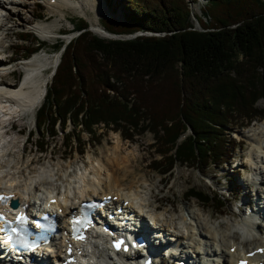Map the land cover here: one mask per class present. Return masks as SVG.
Masks as SVG:
<instances>
[{
    "label": "trees",
    "instance_id": "1",
    "mask_svg": "<svg viewBox=\"0 0 264 264\" xmlns=\"http://www.w3.org/2000/svg\"><path fill=\"white\" fill-rule=\"evenodd\" d=\"M200 1L205 21L191 19L186 0H123V22L104 20L103 29L149 35L111 41L82 31L68 42L26 140L42 152L47 138L57 135L54 126L64 131L69 123L63 147L82 155L81 132L96 143L95 128L102 125L128 142L150 133L154 152L162 154L149 164L150 172L165 174L174 163L198 171L226 163L235 140L222 130L232 119L242 128L264 117V107L254 106L264 101V0ZM84 26L80 19L73 24ZM16 37L27 47L20 56L39 45L32 47L34 38L26 31ZM184 196L208 205L206 193L190 188ZM216 201L219 213L223 205Z\"/></svg>",
    "mask_w": 264,
    "mask_h": 264
},
{
    "label": "rangeland",
    "instance_id": "2",
    "mask_svg": "<svg viewBox=\"0 0 264 264\" xmlns=\"http://www.w3.org/2000/svg\"><path fill=\"white\" fill-rule=\"evenodd\" d=\"M2 1L4 2V7L0 11V27L2 26L0 28V58L3 61H1V64L9 63H6V59L10 56V51L11 56L14 58V60H18V62L14 64V66L10 65L8 68L9 70L15 69L14 72L0 75V81L14 84H17L22 76V73L17 70V65L21 62L19 54L27 48L25 44L21 43L15 38L17 33L24 30L30 36H33L34 41L31 42L32 47L37 46V43H34L35 41L39 42V45L36 47L38 50H40L38 52H48V58H50V62H52V58H58L57 53H55V55L51 52V46L53 42L60 40L65 43V38L69 36L65 35L63 38L55 39L56 31L60 30L61 33L69 34L68 32H70V29H72L69 23H76L77 19L82 18L85 19L88 22L89 27H91L90 21L94 18L93 12L86 10L83 12V9L76 5V3L73 4L74 6L69 5L66 9H63L59 4L56 3H52L53 7H50L48 3L50 0ZM70 1L72 3L74 2V0ZM186 2H188V6L191 10V19H193V16L195 15L201 20L205 21L200 15L203 2L200 0H186ZM97 3V8L100 9L98 15L99 24L102 25V21L104 20L123 22L121 12L123 11L121 10L123 0H97ZM62 13L65 16L64 18L61 16ZM38 15H41L40 19H37ZM192 21L194 25L196 21ZM37 23H44L45 26L49 28V35H46V37L43 39H40L37 32L32 29V26ZM82 31H80L78 34H80ZM87 31L101 40L127 41L134 37V35L131 34V36L119 34L120 38L111 39L97 36V34L91 33L88 29ZM135 33H137L135 37L149 35V33ZM76 36L77 34H73V36L70 35L69 37L75 38ZM48 74L49 71L43 73L42 75L46 76ZM49 79L51 80V78ZM50 80H48V84L50 83ZM254 106L258 109L263 108L264 101L259 100L254 104ZM35 112L36 109L34 110V113ZM33 117L34 114L27 115L25 118L21 117L19 120L15 119L16 121H13V124L10 128L5 122V119L0 121L1 129L3 127V130L6 129L8 132L7 135L3 136L4 138L2 137L1 140H3L4 147L10 150L9 155L14 162L12 165L17 167L18 176H15L19 177L17 179L18 182L22 181L21 177H23V174L29 176V173H32L33 171L37 172L42 167L50 166L53 167V171H56L59 169V166L66 167L69 163H71V166L68 169V174H71V172L74 170L75 172H78L79 170L77 169H80V171L87 169L88 171V168L91 167V161L96 162V160L103 158L104 154L109 155L111 152L113 153L114 148H116L118 145L119 148L117 149V152L120 155V166H123L127 156V158H129L131 161L130 167L134 168L135 170V172L131 174V176H129L125 181L120 182L121 186L125 188L128 187L130 180H134L135 182L140 180L138 181L139 183L136 184L137 186L135 184L132 185V189L135 188L140 193L139 195H141V199H146L151 207L153 205L158 208L160 210L159 213L163 215L161 216L162 219L172 220L173 222L175 221L174 223L177 225V231H179V234L185 233V229L189 227V229L193 232H196L195 230L200 228L194 223L198 216L195 215L197 211L192 208V203L197 201L193 199H188L187 201L184 200V194L187 189L192 188V190L206 193L208 195L209 201L207 203V207L202 205L206 214L204 217H198V221L208 227H212V229L219 228V232L222 233L225 231L226 234L229 233V231L226 230L228 228L226 224H229L230 226L233 222V225H235L234 221L241 219V210L236 208L238 204L246 200L249 204L248 201H251L250 199L253 197L254 190L256 189L258 190L257 195L262 196L263 198V194L261 192H263L262 189H264V186L250 185L251 187H247V179L248 176L252 177V169L256 167L255 162L258 167H262L263 165L260 163V159L252 161V159H256L257 156H254V150L252 153L251 150L256 144L253 142L256 141L255 132L258 128H262L264 120L250 122L247 127L241 129V122H239L237 119H232L233 122L231 121V124L222 130L223 136L228 133L231 138L236 140V143L234 144L235 149L232 152V160L228 165H220L218 167L209 165L205 169L198 171L189 167L179 166L178 163H176L177 165L173 170H170V173L166 177L163 176L160 178L157 173L150 172L149 170V164L152 161L157 160V155L162 154L154 152V138H152L151 134L148 132H145L138 137L135 136L131 142H128L122 140L120 133L110 131L104 128L102 125H99L95 128L96 135H98L99 138L96 143L89 141V136L81 132L80 140L83 144L82 155L76 153L75 150L68 153V150L63 147L61 140L62 136L60 135H57L53 138L48 137L47 143L49 147L40 153H36L33 140L31 139V142L29 140H25L27 133L30 132L33 127ZM10 129L11 132H9ZM68 129L69 128L66 130ZM77 129L80 131L79 128L75 127L74 132H76ZM17 131H20L21 133H17ZM0 132L2 134L1 130ZM183 134L187 136L189 131L186 130ZM181 135L179 136L180 138L175 141V144H180L179 142L181 141ZM12 141L14 142V145L11 146L9 143ZM88 142H90V145L87 144ZM79 149L81 150V147H79ZM172 154V150H169V152L164 156L167 157L168 155L171 156ZM234 162L238 163L240 165L239 168H241L239 171H237L238 175L235 174V169H233ZM10 172L12 173V171ZM61 172L62 170L59 169L57 171V176H61L63 179H65V176ZM259 175L261 178L263 177L261 174ZM230 181L235 182V187H239V190H237V188L234 189V187H231ZM51 184L54 185L53 188L56 189H62L63 186V183L60 180H54L51 182ZM241 184L243 185L241 186ZM222 188H225L226 191L229 192V195L221 193L219 190ZM245 192L247 195L244 194ZM218 195H220V197H218ZM217 198H221L220 201L223 205V208L219 210V213L218 211H215V208H217ZM197 204L200 203L197 202ZM256 237L261 238V235L256 234ZM240 238L241 237L237 235L236 239L233 241H236L235 243L237 244L243 243L240 241ZM195 240L196 241L193 242L194 244L198 242L197 239ZM212 242V240L209 241V243ZM190 246L193 245L190 244ZM130 261V259H126V263H129Z\"/></svg>",
    "mask_w": 264,
    "mask_h": 264
},
{
    "label": "bare ground",
    "instance_id": "3",
    "mask_svg": "<svg viewBox=\"0 0 264 264\" xmlns=\"http://www.w3.org/2000/svg\"><path fill=\"white\" fill-rule=\"evenodd\" d=\"M48 3L50 7H53L52 3L59 4L63 9H66L69 5L74 6L73 4L76 3V5L83 9V12L85 10L93 12L94 18H90L91 27H89L88 24L89 30L94 34H97V36H101L104 38L109 36L101 27H99L98 15L100 9L97 8V0H74L73 3L70 0H50ZM3 7L4 2L0 0V11ZM61 16L63 18L65 17L63 13L61 14ZM32 29L37 32L40 39H43L44 37H46V35H49L48 33L50 32L49 28H47L44 23L34 24L32 26ZM117 38H120L119 34ZM111 39H116V37H111ZM51 60L52 62H50V58H45L43 52H36L32 54L31 57L22 60L17 65V70L22 73L21 79L17 84L0 81V110H3V112L5 113H15L17 111V116H23V114L27 112L30 113L37 106H39L42 102L43 94L45 93L48 80H50V71L52 67L57 63V57L55 59L52 58ZM1 61L2 60L0 58V66L4 67V65L1 64ZM49 63H51L49 74L43 76L40 68L43 65ZM0 130L2 131V134L0 132V190L1 192L5 191L6 193L13 194V199L17 200L20 206L22 204L28 205L27 208L30 209L33 202L38 203V201L41 199L47 200L53 191L49 188L53 186L51 184V180L56 177V180L64 182V185L62 194H60V196H58L57 198L56 207L53 208L55 211L59 208L61 212L65 214L69 209L75 208L76 203L78 204L83 200L89 198L98 199L103 195L115 196L117 198V201L120 203L127 201L128 205L126 206V208L134 212L136 211L139 214L137 215L138 217H140V214H143L145 217H147L148 220L151 221L152 225L158 228V231L160 233H164L165 235V233L172 231L173 234H171V237L175 238V244L180 245L182 249H186L187 247H190V244H192L193 246L190 248H195V250L192 251L193 254L196 253L195 258L199 254L197 249H200V247H202V250H204L205 253L202 254L207 258L206 260L222 259L226 261L227 264H234V261L237 258L241 257L245 252L248 253L255 247L262 246L264 244V239L261 240L250 233V228H252V226H250V221L241 220L235 225H233L232 222L230 226L229 224H226V226L228 227L226 230L229 231V233L227 234L225 233V231L222 233L219 232V228L212 229V227H208L205 224L201 223L197 218L204 217L206 212L202 205L197 204V202L195 201L192 203V208L197 211L195 215L198 217L195 219V221L193 219V221L200 228H197V230H195L196 232H193L189 229V227L185 229V233H180L178 238L175 234V231L177 230V225L176 223H174L175 221L173 222L172 220L162 219L161 216L163 215L159 213L160 210L153 205L151 207L146 199H141V195H139L140 193L135 188L132 189V185H136L140 180H138L137 182H135L134 180H130L128 187L125 188L121 186L120 182L125 181L129 176H131V174L135 172V170L134 168L130 167L131 161L129 158H127V156L125 158L123 166H120V155L117 152V149L119 148L118 145L116 146V148H114L113 153L111 152V154L109 155L104 154V157L96 160V162L91 161V167L88 168V171L87 169H83L82 171H80V169H77L79 170L77 173L74 170L71 172V174H68V169L70 168L71 163H69L66 167L59 166L58 168L62 170L61 173L65 176V179L61 180L62 177L57 176V171L59 169L53 171V167H42L37 172L33 171L32 173H29V176L27 175L28 177L23 174V177H21L23 182L21 181V183L19 184L17 181L19 177L15 176H18L17 167L15 165H12V163L14 162L10 158V150L4 147L3 140H1L2 137L6 136L8 132L6 131V129L3 130V127L2 129L0 127ZM9 132H11V129L9 130ZM17 133L21 132L17 131ZM255 137L256 141L253 142H255L256 144L253 146L251 153L254 150V156L256 155L257 158H253L252 161L260 159V163H262L263 165L262 167L260 166L257 169L256 167L253 168L251 174H255L258 172V174H261L264 177V122L262 124V128H258L255 132ZM13 143L14 142L12 141L9 144L12 146L14 145ZM255 165L257 166L256 162ZM10 171H12V173ZM259 177V183L257 184L264 186V178H261L260 175ZM251 184H255V180H251ZM141 222H144L146 223V225H148V223L144 219H141ZM237 231H242L243 236H240V241H242L243 243L237 244L235 243L236 241H233L238 235L236 233ZM102 238L103 237H94L93 239L97 243L99 242L100 244H104ZM185 239L188 240L187 243H190L187 244L186 247L184 246L183 242ZM195 239L198 240L196 244L193 243L194 241H196ZM211 240L213 242L209 243V241ZM54 246L57 249V255L61 256L63 254L61 245L57 243ZM230 247L235 248L233 254L227 252L228 248ZM100 254H102L104 259H106L103 250L98 249V247L93 248L91 255L87 257L88 260L86 261V263H83L111 264V262H104L103 258H100ZM99 258L101 260H99ZM116 258L118 259L116 264H133L131 261L129 263H126L125 258ZM258 261H260V258H257L255 262ZM193 263L199 264V261L194 259Z\"/></svg>",
    "mask_w": 264,
    "mask_h": 264
},
{
    "label": "snow or ice",
    "instance_id": "4",
    "mask_svg": "<svg viewBox=\"0 0 264 264\" xmlns=\"http://www.w3.org/2000/svg\"><path fill=\"white\" fill-rule=\"evenodd\" d=\"M9 199H10V197H7V196H0V201L6 202V201H8ZM52 202L55 203V201H52ZM86 207H88V208H94V207H96V205L89 204V205H87ZM4 219H5L4 216H3L2 214H0V221H3ZM24 219H26V218L23 217V216L17 217V221L24 220ZM11 223H12L11 221H8V222H7L8 225H11ZM73 223H74V224H79V223H80V220H79V219H74V220H73ZM37 226H39V225H37ZM11 232H13V233H17L18 230H17V228H11ZM77 238L82 239L83 237H77ZM115 247H117V249H119V247H120V243H117V244L115 245ZM125 250H126V249H125Z\"/></svg>",
    "mask_w": 264,
    "mask_h": 264
},
{
    "label": "water",
    "instance_id": "5",
    "mask_svg": "<svg viewBox=\"0 0 264 264\" xmlns=\"http://www.w3.org/2000/svg\"><path fill=\"white\" fill-rule=\"evenodd\" d=\"M193 29H195V30H197V31H200L199 30V26L197 25V22H195V24H194V28Z\"/></svg>",
    "mask_w": 264,
    "mask_h": 264
}]
</instances>
